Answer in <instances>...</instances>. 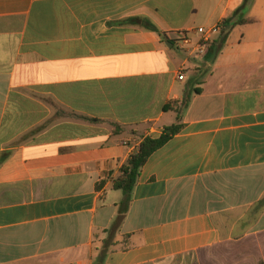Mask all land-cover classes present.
<instances>
[{"label": "crops", "instance_id": "0c3cea01", "mask_svg": "<svg viewBox=\"0 0 264 264\" xmlns=\"http://www.w3.org/2000/svg\"><path fill=\"white\" fill-rule=\"evenodd\" d=\"M243 3L0 0V264H264V0L218 56L173 41ZM178 115L116 226L121 167Z\"/></svg>", "mask_w": 264, "mask_h": 264}, {"label": "trees", "instance_id": "16d2710c", "mask_svg": "<svg viewBox=\"0 0 264 264\" xmlns=\"http://www.w3.org/2000/svg\"><path fill=\"white\" fill-rule=\"evenodd\" d=\"M254 0H244L243 5L235 11L230 17L225 19L222 25V32L220 33L219 40L213 42L210 47V51L213 53H219L223 47L225 46L228 37L232 30L237 26L246 25L251 23L250 21L245 19L246 9L253 3ZM127 24H131L134 26H141L146 30L150 31H159L155 28V26L147 19L140 18H131L125 21ZM209 51V52H210ZM86 119V118H85ZM94 123H101L99 120H90ZM184 129V125L181 123L180 115L177 117V123L165 127L163 133L160 138L152 139L150 137L144 138L142 143L140 144L139 151L134 154L122 167L120 170L119 177L115 180L113 188L115 190L122 191L123 200L119 205V217L117 219L116 226L121 225L124 221L131 202L132 192L138 182L141 171L143 167L148 162L149 158L159 149L164 147L169 141H171L176 135L182 132ZM121 130L120 126H116L115 132ZM260 206H264V199L260 202ZM105 242V247H106ZM106 250L102 253L101 258H105Z\"/></svg>", "mask_w": 264, "mask_h": 264}, {"label": "built area", "instance_id": "2783aa9c", "mask_svg": "<svg viewBox=\"0 0 264 264\" xmlns=\"http://www.w3.org/2000/svg\"><path fill=\"white\" fill-rule=\"evenodd\" d=\"M222 30V25L218 24L210 28L200 27L192 30L178 31L173 33V41L190 58L204 60L209 54L214 37L219 35ZM195 35L200 37L198 41L194 40ZM178 80H185L183 71L179 72Z\"/></svg>", "mask_w": 264, "mask_h": 264}, {"label": "rangeland", "instance_id": "374dc122", "mask_svg": "<svg viewBox=\"0 0 264 264\" xmlns=\"http://www.w3.org/2000/svg\"><path fill=\"white\" fill-rule=\"evenodd\" d=\"M219 53H215L214 56H218ZM214 60L215 59H213V61ZM174 263L175 264H199V262L197 261V258H193V256L190 259H179V260L177 259Z\"/></svg>", "mask_w": 264, "mask_h": 264}]
</instances>
